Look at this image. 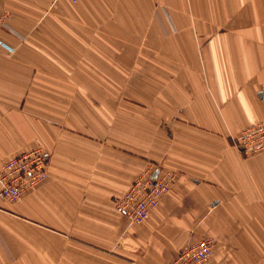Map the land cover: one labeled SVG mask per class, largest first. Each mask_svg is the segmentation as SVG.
<instances>
[{"label":"crops","instance_id":"0c3cea01","mask_svg":"<svg viewBox=\"0 0 264 264\" xmlns=\"http://www.w3.org/2000/svg\"><path fill=\"white\" fill-rule=\"evenodd\" d=\"M0 160L40 145L48 177L0 196V264H264V0H0ZM150 165L174 171L138 224L113 206Z\"/></svg>","mask_w":264,"mask_h":264},{"label":"built area","instance_id":"2783aa9c","mask_svg":"<svg viewBox=\"0 0 264 264\" xmlns=\"http://www.w3.org/2000/svg\"><path fill=\"white\" fill-rule=\"evenodd\" d=\"M76 1V0H70ZM0 13V26L4 25ZM0 45L11 51L0 40ZM264 93V82L260 86ZM235 145L244 156L264 151V118L242 127L234 135ZM49 152L40 145H31L11 152L0 160V196L10 201L21 197L47 176ZM172 170L150 165L139 173L123 193L113 199V206L127 224L142 223L158 199L165 194L175 177ZM215 241L203 236L182 245L174 257L163 264H203L211 255Z\"/></svg>","mask_w":264,"mask_h":264},{"label":"rangeland","instance_id":"374dc122","mask_svg":"<svg viewBox=\"0 0 264 264\" xmlns=\"http://www.w3.org/2000/svg\"><path fill=\"white\" fill-rule=\"evenodd\" d=\"M47 168V176L45 177V179H43L42 181H40L39 183H37L34 187H32L29 191H31L32 189H35L37 186H39L40 184H42L46 178L48 177V166L46 167Z\"/></svg>","mask_w":264,"mask_h":264}]
</instances>
